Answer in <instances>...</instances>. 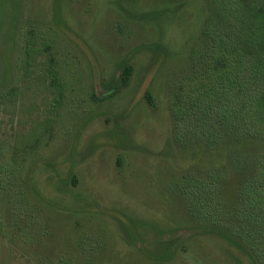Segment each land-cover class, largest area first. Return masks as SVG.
Listing matches in <instances>:
<instances>
[{"label":"rangeland","instance_id":"374dc122","mask_svg":"<svg viewBox=\"0 0 264 264\" xmlns=\"http://www.w3.org/2000/svg\"><path fill=\"white\" fill-rule=\"evenodd\" d=\"M214 6L0 0L1 85L22 90L0 105V264H256L200 229L210 223L196 216L189 181L223 168L229 216L241 177L224 153L183 146L173 116L180 85L202 71L192 56ZM29 30L47 61L32 79L22 67Z\"/></svg>","mask_w":264,"mask_h":264},{"label":"trees","instance_id":"16d2710c","mask_svg":"<svg viewBox=\"0 0 264 264\" xmlns=\"http://www.w3.org/2000/svg\"><path fill=\"white\" fill-rule=\"evenodd\" d=\"M213 2L215 20H209L204 30L202 51L195 50L192 56L193 71L196 60L202 71L196 69V79L193 74L180 85L172 109L183 146L202 145L212 153H224L229 169L241 177L239 207L229 216L224 211L221 194L227 177L223 168H216L204 180L189 181L192 186L186 195L198 203L196 216L200 210L208 218L204 222L210 224L200 228L203 232L227 240L256 264H264V0ZM15 30L9 40L13 46L18 44ZM35 33L29 30L26 56L22 57L25 76L30 79L47 65L37 46L42 38L34 37ZM41 45L47 53V46ZM5 60L10 66L8 57ZM131 73L125 67L122 82H129ZM4 80L2 76L1 106L22 91L14 85L5 93ZM146 99L153 102L150 94Z\"/></svg>","mask_w":264,"mask_h":264}]
</instances>
